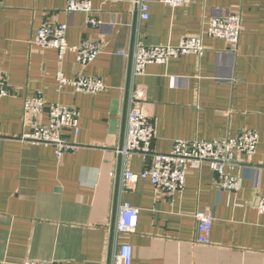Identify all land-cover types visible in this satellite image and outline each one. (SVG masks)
Instances as JSON below:
<instances>
[{
  "label": "crops",
  "instance_id": "crops-1",
  "mask_svg": "<svg viewBox=\"0 0 264 264\" xmlns=\"http://www.w3.org/2000/svg\"><path fill=\"white\" fill-rule=\"evenodd\" d=\"M68 1L2 0L0 7V80L7 92L0 102V264H110L111 226L123 204L138 211L135 231L117 239L133 247L132 264H264V216L255 207L256 197H264V0H192L178 8L145 0L147 21L127 0H84L98 27H89L84 14L67 13ZM228 13L241 17L236 52L205 36L201 57L170 58L132 76L137 44L175 47ZM46 23L66 24L69 46L87 39L101 54L87 66L71 52L59 61L55 50L32 44ZM58 72L98 78L106 89L96 96L70 86L57 92ZM136 89L154 129L151 153L122 156ZM36 94L79 113L78 134L63 132L75 152L57 158L52 147L21 140L31 120L47 124L45 112L24 114V101ZM244 130L257 134L258 145L252 157L238 156L237 192L215 187L208 164L187 172L183 191L172 197L146 180L124 186L125 170L143 173L177 141L212 142ZM204 209L213 218L210 245L196 243L193 215Z\"/></svg>",
  "mask_w": 264,
  "mask_h": 264
},
{
  "label": "built area",
  "instance_id": "built-area-1",
  "mask_svg": "<svg viewBox=\"0 0 264 264\" xmlns=\"http://www.w3.org/2000/svg\"><path fill=\"white\" fill-rule=\"evenodd\" d=\"M129 5L137 9L141 21L149 18V5L145 0H127ZM192 0H158L160 4L169 8H178L188 5ZM2 0H0V7ZM67 13H81L87 18L89 27H98L101 22L94 17V9L88 1L69 0L66 6ZM67 29L66 24H44L32 40L34 46L42 49H52L57 52V58L62 61L66 52L76 55L77 63L87 66L93 63L101 54V47L90 40H83L79 46H69L64 40ZM242 31L241 17L239 14L228 13L222 18H212L206 27L197 36L186 37L180 40L175 47L145 48L141 44L134 47L132 60V76H142L148 65L166 64L170 58L180 57L185 54H193L201 57L204 53L203 38L205 36L224 41L229 51L236 52L240 34ZM56 90L61 92L66 86H70L75 93H84L91 96L103 92L106 89L102 80L94 77L76 76L69 79L62 72L55 76ZM7 95L5 84L0 80V102ZM125 140L119 154L149 155L154 129L150 117L145 112V99L140 89L131 92L127 104ZM26 116L45 112L47 124L36 120L28 123L29 133L24 134L22 141L31 144L52 147L57 158L64 153L75 152L77 145L66 142L64 131H71L74 136L79 132V113L67 106L48 104L41 94L27 98L23 104ZM258 136L254 131L244 130L234 138L214 140L212 142L177 141L171 152L157 154L153 157L152 167L139 175L130 171L123 172V183L126 188H132L137 180H146L152 186L160 189L168 196L182 192L185 187L187 172L200 170L203 164H208L215 174L213 184L221 191L237 192L239 190V178L232 174V170L238 163V156L252 157L257 149ZM255 207L258 213L264 216V197L257 196ZM197 223L199 245H210L209 235L212 230L213 218L206 209L197 210L194 215ZM138 220V211L128 204L119 208L114 226L115 242L109 252L110 264H132L133 247L126 242H118L135 231ZM24 264H60L50 260H27Z\"/></svg>",
  "mask_w": 264,
  "mask_h": 264
},
{
  "label": "water",
  "instance_id": "water-1",
  "mask_svg": "<svg viewBox=\"0 0 264 264\" xmlns=\"http://www.w3.org/2000/svg\"><path fill=\"white\" fill-rule=\"evenodd\" d=\"M111 229H112V231H113V229H114V223L112 224Z\"/></svg>",
  "mask_w": 264,
  "mask_h": 264
}]
</instances>
